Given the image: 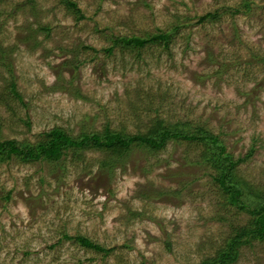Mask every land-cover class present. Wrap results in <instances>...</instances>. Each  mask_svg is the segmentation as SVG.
<instances>
[{
	"label": "rangeland",
	"instance_id": "obj_1",
	"mask_svg": "<svg viewBox=\"0 0 264 264\" xmlns=\"http://www.w3.org/2000/svg\"><path fill=\"white\" fill-rule=\"evenodd\" d=\"M73 1L81 13L63 0H0L7 54L0 141L36 144L54 128L75 137L107 127L150 136L204 126L233 161L245 159L231 182L261 189L264 0ZM208 13L216 18L200 23ZM166 33L168 42L107 52L119 37ZM209 143L132 145L108 168L111 154L92 149L60 164L0 161V264H201L215 257L251 218L216 181ZM65 234L115 250H86ZM234 253V264H264V241Z\"/></svg>",
	"mask_w": 264,
	"mask_h": 264
},
{
	"label": "trees",
	"instance_id": "obj_2",
	"mask_svg": "<svg viewBox=\"0 0 264 264\" xmlns=\"http://www.w3.org/2000/svg\"><path fill=\"white\" fill-rule=\"evenodd\" d=\"M65 4L81 13L77 9V4L73 0H63ZM250 3L244 4L245 8L250 9ZM235 13H240L239 10H235ZM85 18L83 15L80 19ZM209 18H216V14L208 13L205 16L200 17V23L206 22ZM171 35L166 34H153L147 37H119L113 41V45L107 49L110 54L113 52L116 46L122 45L124 50H132L142 48L148 44L155 43L157 41L168 42ZM7 63V54L0 47V65L3 66ZM14 98L23 102V97L18 92L17 85L12 84L11 88ZM46 139L36 144L31 142L20 143L17 140H5L0 141V161L10 160L13 157L18 158L22 163H36L47 162L49 164H60L67 160L69 156L73 161L80 160L83 153L87 150H99L108 151L111 154V160L106 162L105 167L113 166L119 163L118 160L124 158L129 153V148L132 145H146L151 148H161L166 142L171 139H185L189 141L200 140L210 141L211 145V158L215 160L220 174L215 179L220 183L222 188L228 194L229 204L237 207L239 211L247 213L251 221L249 224L241 229L234 230L235 236L230 237L224 249L220 250L215 257H211L203 261L201 264H234L238 259L234 253L235 248L240 245L251 244L253 241H264V185L260 186L261 189L253 187L245 188L247 190V198H244V187L241 182H231V176L234 167L240 162L244 161L240 159L233 161L230 154L226 153V149L223 145L220 136H215L210 133L209 129L202 126L198 128L194 134L186 133L185 130L173 131L171 128H165L159 130L157 135L150 136H125L122 133L111 132L107 127L105 133H84L79 136H71L64 129L54 128L45 134ZM253 153V151H252ZM118 158V159H116ZM248 158V157H247ZM67 240L77 241L82 248L86 250H92L96 252H105L110 254L115 249L106 250L101 245L94 243L84 236H64Z\"/></svg>",
	"mask_w": 264,
	"mask_h": 264
}]
</instances>
